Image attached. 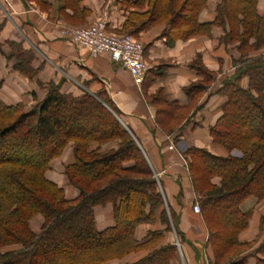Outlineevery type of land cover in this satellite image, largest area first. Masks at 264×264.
Listing matches in <instances>:
<instances>
[{
	"label": "trees",
	"instance_id": "trees-1",
	"mask_svg": "<svg viewBox=\"0 0 264 264\" xmlns=\"http://www.w3.org/2000/svg\"><path fill=\"white\" fill-rule=\"evenodd\" d=\"M208 1L140 0L141 6L148 3V10L132 13L123 31L136 39L146 29L166 25L162 38L172 47L197 35L211 36L217 26L224 30L220 46L240 55L232 61L234 72L222 81L218 94L226 102L210 130L214 145L227 156L199 148L183 151L215 264H224L252 245L240 239L253 214L242 210L243 203L250 197L264 199V13H259V0H221L215 19L202 23ZM89 13L75 11L81 22ZM6 44L10 52L5 53L0 40V54L14 61L13 69L28 81L37 78L34 50L25 49L22 42ZM192 67L201 80L185 93L197 104L218 74L200 57ZM46 87L45 98L28 111L23 103L7 105L0 98V264H107L131 254L143 255L122 264H171L178 249L168 235L173 227L177 230L178 217L169 204L166 207L162 181L122 112L106 92L76 97L62 92L61 81ZM149 103L157 109L156 124L164 133L180 130L186 108L167 102L162 93L150 97ZM71 144L73 161L65 173L80 192L75 199L46 178L52 161ZM109 203L115 224L99 231L95 207ZM37 215L45 219L40 234L30 227ZM143 223L156 227L139 242L135 231ZM65 236L71 241L66 248ZM257 255L254 264H264V242ZM235 256L228 264L251 261H237Z\"/></svg>",
	"mask_w": 264,
	"mask_h": 264
},
{
	"label": "crops",
	"instance_id": "crops-1",
	"mask_svg": "<svg viewBox=\"0 0 264 264\" xmlns=\"http://www.w3.org/2000/svg\"><path fill=\"white\" fill-rule=\"evenodd\" d=\"M262 3L259 0L260 14L264 13ZM218 4L219 0L208 1L207 8L200 16L202 23L215 19ZM84 9L90 13L81 22L75 11ZM147 10L148 3L141 6L140 0H46L42 5L34 1L0 0V25L4 24L0 40L4 44L9 41L22 42L25 49L34 50L36 58L33 67L39 68L37 78L28 81L13 71L12 61L0 56V81H3L0 98L8 105H15L25 102L24 98L27 97L28 106H31L35 103L32 92L36 93L39 101L46 96V89L39 87V84L46 86L47 83L60 81L62 91L76 97L106 92L122 112L124 122L157 173H163V193L172 209L180 214L181 231L191 234L192 226H196L206 238L209 233L203 217L194 211L197 195L192 186L185 150L183 152L178 145L205 149L216 156H227L223 148L214 145L210 133L221 117V109L226 102V98L218 94L219 80L197 104L185 93L187 87L201 80L192 67L198 57L219 78L225 73L230 75L234 72L232 61L239 56L234 49L227 52L224 46H220L223 31L214 27L211 36L197 35L172 47L162 38L166 25L140 32L136 39L145 46L144 57L148 66L140 87L109 54L92 56L86 48L75 45L63 33L67 26H90L105 20L110 32L125 34L123 27L129 16ZM5 51L9 52L8 46H5ZM159 93L164 95L167 102H176L189 110L180 130L174 134L164 133L156 124L157 109L149 103V98ZM178 139L180 143L176 142ZM72 156L71 148V160ZM214 182L218 184L220 180L215 179ZM241 208L253 214L248 230L241 234L240 239L242 242L257 241L255 246L258 247L264 242V199L259 201L256 197H250ZM95 213L98 230L112 225V216L108 212L96 208ZM149 229L148 225L138 227L136 238L141 240Z\"/></svg>",
	"mask_w": 264,
	"mask_h": 264
},
{
	"label": "rangeland",
	"instance_id": "rangeland-1",
	"mask_svg": "<svg viewBox=\"0 0 264 264\" xmlns=\"http://www.w3.org/2000/svg\"><path fill=\"white\" fill-rule=\"evenodd\" d=\"M23 1L26 2V0H23ZM220 1L221 0H219V2ZM262 1H263V3H262V5H263L262 6V11H264V0H262ZM27 2H30V1H27ZM70 27L71 26H67V28H70ZM85 27H88V25H85V26L83 25V26H79V27L78 26H75L73 28H85ZM216 28H220L223 31V33H224V30L221 27H217L216 26ZM4 45L5 46H8L7 44H4ZM4 50H5V48H4ZM9 52H10V50H9ZM9 52H6L5 51L6 54L9 53ZM235 53L237 54V56L240 57V55L238 54L237 51ZM255 54H257V53H254V55ZM0 56H4L6 58V55L5 54L4 55L0 54ZM9 62H11V61H9ZM12 62L14 64V61H12ZM12 69H13V66H12ZM13 71H15V70L13 69ZM226 74L227 73H225L222 77L220 76V78L218 77L220 88L222 87V81L224 80V78L226 76H230L231 75V74L230 75H226ZM0 83H2V87H3V81H0ZM2 87H1V89H2ZM39 87H42V88L46 89V91H47V87L46 86H44V85L42 86V85L39 84ZM62 88H63V86H62ZM0 92H1V90H0ZM33 94L36 95V93H33L32 92V94H31V96L33 97V100L35 101V103L32 104L31 106H28V100H29V98H27V97L24 98L25 99V102L24 101L23 102H20V103H23L25 105V110L26 111L30 110L33 106H35L36 104H38L39 102L42 101V100L39 101L37 99V96H36V98H34ZM64 94H66V93H64ZM184 114L185 115L189 114V110L188 111H185ZM51 143L52 142H49L46 145H44L43 146L44 147L43 149L44 150L48 149L50 147ZM178 147H179V149H182L183 151L187 149V148H185V146L183 144H179ZM71 148H72V155H73V145L71 144L69 147H67L65 149V151L63 152V154L60 157H58V158H56V159H54L52 161L51 166H50V169L46 173V178H47V180L55 183L58 187H60L61 189H63L67 198H69V199H75V198H77L79 196L80 192H79L78 189L74 188L70 184V182L68 180V177H67V175L65 173L66 166L73 161V156H72V160H71ZM160 174L161 173H156L157 180H161V177H162V174L163 173L161 174V176H160ZM161 190H162V193H163V188L162 187H161ZM163 196L165 198L164 193H163ZM178 200L180 201V197H178ZM165 202H166V207H167L168 202L166 201V199H165ZM197 205L199 206V204H197V203L194 205V211H195V207ZM96 208H99V209H101V210H103L105 212H108V214L110 215V217L112 216V218H111L112 219V225L110 227L114 226L115 221H114V208H113V205L109 203V204H107L105 206L95 207V209ZM168 212H169V210H168ZM200 214H201V209H200ZM225 214L228 215L229 213L228 214L225 213ZM169 216H170L171 222L174 223L173 220H172V218H171V215H169ZM176 216L178 217V223H177V230L178 231L174 229L175 227H173L172 228V231L168 235V238H170L171 239L170 242L173 243L177 247V249H178V256H177V259L174 260L171 264H203L205 262H208L207 264H215V261H214V258H213V254L211 252V248H210V246L208 244L209 235H208V237L205 238L203 236V234H201L200 230L196 226H192L191 234H185V233H183L181 231L180 227H179V225H180V214L178 212H176ZM220 216H223L224 217V214H220ZM95 219H96V213H95ZM44 222H45V219L41 215H37V216L33 217L31 219V221H30L31 230L34 233H36V234H40L42 232ZM145 225L150 226V229H149V231H147L146 235L141 240H138L136 238L137 228L138 227H142L143 228ZM174 225L175 224H173V226ZM158 226H161V223L158 224ZM110 227H108V228H110ZM155 227H156V225H154V224H144L143 223V224L138 225L137 228H136V231H135V238H136V240L139 241V242H142L146 238L147 234L150 231H152V229L155 228ZM96 228H97V222H96ZM103 230L104 229L99 230V231H103ZM64 241L65 242H64L63 245L66 248V246H69V244H70L71 241L66 236L64 237ZM248 243H252V245H251V247L245 253H243L241 255H236V256L234 255L236 257V260L237 261L243 260L244 257H248V258L251 257V259H250L251 261L250 262H253L254 260H252V258L254 256L256 258L258 257V255H257V249L259 248L260 245L258 247L255 246L257 244V241H251V242H248ZM142 255L143 254H131L128 257H126L124 260L111 261V262H109L107 264H122V263H125V262H134V261L138 260ZM234 256H231V258H229V260L233 261ZM229 260L226 263H224V264H228L229 263Z\"/></svg>",
	"mask_w": 264,
	"mask_h": 264
},
{
	"label": "built area",
	"instance_id": "built-area-1",
	"mask_svg": "<svg viewBox=\"0 0 264 264\" xmlns=\"http://www.w3.org/2000/svg\"><path fill=\"white\" fill-rule=\"evenodd\" d=\"M63 33L75 45L86 48L92 56L109 54L113 61L130 73L136 86L140 87L144 82L148 71L145 46L132 35L110 32L105 20L85 28H65ZM195 212L200 213L198 205Z\"/></svg>",
	"mask_w": 264,
	"mask_h": 264
}]
</instances>
